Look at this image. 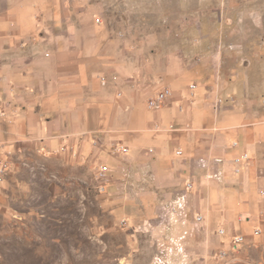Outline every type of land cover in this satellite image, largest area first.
<instances>
[{
    "label": "crops",
    "instance_id": "0c3cea01",
    "mask_svg": "<svg viewBox=\"0 0 264 264\" xmlns=\"http://www.w3.org/2000/svg\"><path fill=\"white\" fill-rule=\"evenodd\" d=\"M106 1L0 0V165L69 153L107 167L108 207L128 232L179 211L155 230L171 264L238 235L264 257V16L234 29L258 37L243 62L217 28L118 33ZM165 88L168 103L149 108Z\"/></svg>",
    "mask_w": 264,
    "mask_h": 264
},
{
    "label": "rangeland",
    "instance_id": "374dc122",
    "mask_svg": "<svg viewBox=\"0 0 264 264\" xmlns=\"http://www.w3.org/2000/svg\"><path fill=\"white\" fill-rule=\"evenodd\" d=\"M105 9L107 24L135 40L152 41L154 29L168 31L162 34L168 40L169 30L220 29L223 45L241 44L243 62H249L258 37L235 36L234 29L249 30L255 21L262 27L264 0H107ZM80 158L29 154L8 163L0 190V264H171L156 258L161 244L155 246V230L177 219L179 211L165 207L156 226L128 232L100 191L99 165ZM261 255L242 245L208 259L186 252L183 264H264Z\"/></svg>",
    "mask_w": 264,
    "mask_h": 264
},
{
    "label": "built area",
    "instance_id": "2783aa9c",
    "mask_svg": "<svg viewBox=\"0 0 264 264\" xmlns=\"http://www.w3.org/2000/svg\"><path fill=\"white\" fill-rule=\"evenodd\" d=\"M196 85H192L191 86V89L194 90L196 89ZM172 96V91L169 89V88H165L163 89L162 91L158 92L154 97H152L150 100H149V108L153 109V110H160L162 109L169 101V99L171 98ZM121 151H127L124 147L121 148ZM179 155H181L182 153L179 152L178 153ZM249 159L248 155L247 154H244L243 155V160L247 161ZM240 160L239 159H236L235 160V164L236 165H239L240 164ZM7 165L8 163H2L0 165V190L2 189V186H3V183H4V179H5V172H6V169H7ZM97 175H98V180L101 182V187H100V191L105 193L106 192V185L108 183V179H107V173H108V169L107 167L105 166H100L98 168V171H97ZM238 172V170H237ZM188 188L191 189L192 188V184H189L188 185ZM203 216H198L196 218V222L200 223L203 221ZM225 231L224 229L220 230V234H224ZM262 233V231L260 229H257L255 231V235H260ZM246 242V239L244 236L242 235H238V236H235L233 237L232 239V248L233 250H236V249H239L242 245H244ZM220 256H226V252H222L220 253Z\"/></svg>",
    "mask_w": 264,
    "mask_h": 264
}]
</instances>
